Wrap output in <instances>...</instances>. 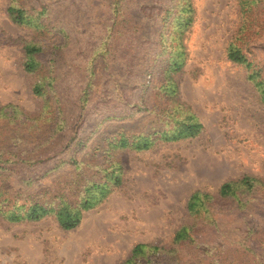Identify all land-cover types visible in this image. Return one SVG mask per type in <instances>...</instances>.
I'll return each mask as SVG.
<instances>
[{
  "label": "rangeland",
  "instance_id": "rangeland-1",
  "mask_svg": "<svg viewBox=\"0 0 264 264\" xmlns=\"http://www.w3.org/2000/svg\"><path fill=\"white\" fill-rule=\"evenodd\" d=\"M260 82L264 0H0V264H264Z\"/></svg>",
  "mask_w": 264,
  "mask_h": 264
},
{
  "label": "trees",
  "instance_id": "trees-1",
  "mask_svg": "<svg viewBox=\"0 0 264 264\" xmlns=\"http://www.w3.org/2000/svg\"><path fill=\"white\" fill-rule=\"evenodd\" d=\"M10 16L13 21L16 23H23L22 21V15L20 10H16L13 8H10L9 10ZM35 50H29V52H34ZM229 58L234 62H246L247 59L242 56L239 52H232L229 54ZM252 64L249 63V66ZM33 67H35V64L33 62H29L26 65V69L30 70ZM256 74V73H255ZM256 75H253L252 78H256ZM264 83L260 82L259 85H263ZM201 125L199 124H191L188 123L184 126L185 130H181L178 132V135L175 136L173 139H179L181 137H187V136H195L198 131L201 129ZM121 145L124 147L128 145L127 140H122ZM145 148H149L148 144H145ZM249 179L243 180V183H249ZM231 186L229 184H225L221 189V194L228 195V193L231 191ZM200 200V195L195 194L192 197V201L189 203V209L192 213H197V205L198 201ZM92 207V203L86 202L82 205L83 210H88ZM82 209L81 210H73L71 207H62L58 208L57 210L46 206L45 204L41 202H34L29 206V208L25 211L24 216L22 218H16L18 220L27 219L28 221H38L48 215H55L61 228L64 230H72L77 227V225L80 223L81 216H82ZM193 231V227L189 228H182L179 232H177L175 236V241L182 242L184 240H187L191 237ZM142 250V246H137L134 250V253Z\"/></svg>",
  "mask_w": 264,
  "mask_h": 264
}]
</instances>
